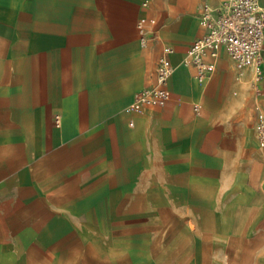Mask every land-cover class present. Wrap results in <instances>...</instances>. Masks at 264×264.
<instances>
[{
    "label": "crops",
    "instance_id": "1",
    "mask_svg": "<svg viewBox=\"0 0 264 264\" xmlns=\"http://www.w3.org/2000/svg\"><path fill=\"white\" fill-rule=\"evenodd\" d=\"M226 1L0 0V264H264V62L190 63Z\"/></svg>",
    "mask_w": 264,
    "mask_h": 264
},
{
    "label": "built area",
    "instance_id": "2",
    "mask_svg": "<svg viewBox=\"0 0 264 264\" xmlns=\"http://www.w3.org/2000/svg\"><path fill=\"white\" fill-rule=\"evenodd\" d=\"M147 18L138 21L141 32ZM203 24L207 33L195 40L189 47L190 63L197 69L198 78L207 81L214 65L205 62L210 55L217 59L219 51L225 49L238 68L253 67L257 77L261 76L264 46V9L258 0H228L215 10H206ZM173 67L167 53L159 59L157 85L150 90L136 94L133 105L138 108L164 106L170 98L168 82ZM258 137L264 146V117L260 116L257 125Z\"/></svg>",
    "mask_w": 264,
    "mask_h": 264
}]
</instances>
